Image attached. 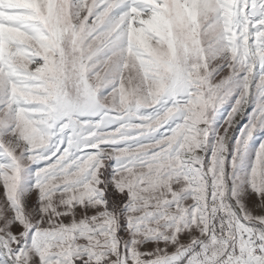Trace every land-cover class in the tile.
Returning <instances> with one entry per match:
<instances>
[{
    "label": "snow or ice",
    "instance_id": "6c2138e0",
    "mask_svg": "<svg viewBox=\"0 0 264 264\" xmlns=\"http://www.w3.org/2000/svg\"><path fill=\"white\" fill-rule=\"evenodd\" d=\"M0 264H264V0H0Z\"/></svg>",
    "mask_w": 264,
    "mask_h": 264
},
{
    "label": "rangeland",
    "instance_id": "374dc122",
    "mask_svg": "<svg viewBox=\"0 0 264 264\" xmlns=\"http://www.w3.org/2000/svg\"><path fill=\"white\" fill-rule=\"evenodd\" d=\"M220 119H222V116L220 117Z\"/></svg>",
    "mask_w": 264,
    "mask_h": 264
}]
</instances>
